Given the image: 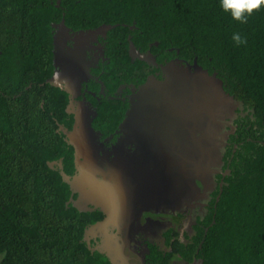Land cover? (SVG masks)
I'll return each instance as SVG.
<instances>
[{
    "label": "trees",
    "instance_id": "16d2710c",
    "mask_svg": "<svg viewBox=\"0 0 264 264\" xmlns=\"http://www.w3.org/2000/svg\"><path fill=\"white\" fill-rule=\"evenodd\" d=\"M55 4L56 0H0L1 15L14 29L9 32L16 34L8 39L10 48L18 54V49L27 47L25 61L30 68L45 51L51 55V21L63 16L75 28L116 23L109 30L116 46L113 53L122 46L119 41L125 47L127 34L144 47L158 41L153 51L168 57L174 53L189 62L196 57L200 66L217 72L228 93L242 101L248 112L235 121L237 128L229 136L231 143L222 158L229 173L212 202L200 250L202 264H264V7L241 23L220 8L219 0H60L58 7ZM133 22L134 30L129 29ZM233 32L245 37L246 43L235 44ZM170 47L173 50L167 51ZM118 56L130 66L128 59L123 60L126 53ZM114 115L99 109L98 116L110 123ZM42 133L39 140L24 137L13 143L5 136L0 142V264H105L106 258L91 252L82 240L89 214L66 205L69 186L47 164L62 155L70 165L71 154L65 145L56 153L60 149L56 140L43 138Z\"/></svg>",
    "mask_w": 264,
    "mask_h": 264
},
{
    "label": "flooded vegetation",
    "instance_id": "af4514ba",
    "mask_svg": "<svg viewBox=\"0 0 264 264\" xmlns=\"http://www.w3.org/2000/svg\"><path fill=\"white\" fill-rule=\"evenodd\" d=\"M59 3L60 0H56L55 5L58 7ZM106 24L75 28L66 24L63 16L51 21V55L45 51L43 58L31 69L25 61L29 56L27 47L18 49V54L11 50L8 39L16 38V34L9 32L10 28L13 29L11 23L3 19L0 12V142L5 136H10L13 143L22 141L24 137L25 141L39 140L43 131V138L49 137L58 143L60 149L56 148V153L61 152L65 145L71 154L70 165L62 155L47 161V164L51 162L48 166L60 176L61 171L70 176L77 171L76 150L65 130L72 129L75 121L73 111L79 102H84L96 112L90 115L91 127L96 133L95 142L100 155L108 153L110 159L125 157L135 150L136 141L139 142L130 139L122 126L128 109L138 96L139 87L149 76L163 80L162 66L172 59L179 60L181 65L191 64L194 60L189 62L174 53L173 57H168V54L162 56L151 48L158 45V41L148 42L144 47L132 41V34L126 35L125 47L121 40L122 46L113 53L116 46L109 30L117 24H110L113 25L110 28L102 27ZM129 29H135L134 22ZM19 31L23 32L22 29ZM131 42L140 54L151 55V62L131 55ZM172 50L171 47L167 49ZM121 51L126 53L123 60L128 59L130 66L118 59L122 57L118 56ZM52 78L56 79L54 83ZM101 107L115 114L111 117L112 123L106 118H109L108 114L103 119L98 116ZM247 112L245 108L236 110L232 119L236 128L238 124L235 121ZM140 123L137 124L141 128L145 127ZM171 128L172 123H163L162 129L167 131L166 134L170 135ZM228 139L223 154L231 143ZM235 147L236 143H233L232 151ZM227 164L223 162L222 173L214 175L213 184L206 190L197 181L199 193L187 195L180 201L160 198L155 204L145 203L144 200H150L148 196L140 193L136 197L134 192H129L126 211L111 223L114 227L110 232L116 252H111L109 257L105 255L106 251L100 253L96 249L105 241L101 234L89 237L87 243L83 230L82 240L91 252L96 251L106 258L105 264H202L201 244L212 202L218 199L223 178L229 173H225L229 171ZM76 196L74 193L73 198ZM79 212L89 214L85 216V227L108 216L92 204ZM92 218L94 220L89 221ZM105 249L109 250L108 247Z\"/></svg>",
    "mask_w": 264,
    "mask_h": 264
},
{
    "label": "water",
    "instance_id": "95a60500",
    "mask_svg": "<svg viewBox=\"0 0 264 264\" xmlns=\"http://www.w3.org/2000/svg\"><path fill=\"white\" fill-rule=\"evenodd\" d=\"M129 51L151 62V55L140 54L132 42ZM162 71L163 80L149 76L139 87L138 96L123 119L129 138L139 140L131 154L119 159H110L108 153L100 155L91 127L90 115L96 112L84 102H79L73 111L72 129L65 130L76 150L77 170L73 176L61 171L62 180L70 189L66 205L70 203L84 211L92 204L108 215L85 227L83 236L87 243L89 237L98 233L104 236L103 245L96 249L100 253L106 251L108 257L116 252L111 223L126 211L130 193L136 197L142 193L150 199L145 203L155 204L161 199L180 201L187 195H197V181L205 190L213 184L214 175L222 173L224 146L236 128L232 119L236 110L242 109V101L224 89L217 72L210 73L200 66L196 57L187 65L172 59L162 66ZM55 80L52 78L51 82ZM140 122L145 127L137 124ZM163 123H172L170 135L162 129ZM48 164L51 166V162Z\"/></svg>",
    "mask_w": 264,
    "mask_h": 264
},
{
    "label": "clouds",
    "instance_id": "9594fccd",
    "mask_svg": "<svg viewBox=\"0 0 264 264\" xmlns=\"http://www.w3.org/2000/svg\"><path fill=\"white\" fill-rule=\"evenodd\" d=\"M219 4L220 8L228 13L233 20L244 23L254 10L264 7V0H219ZM232 40L237 45L246 43L245 37L239 32H233Z\"/></svg>",
    "mask_w": 264,
    "mask_h": 264
},
{
    "label": "rangeland",
    "instance_id": "374dc122",
    "mask_svg": "<svg viewBox=\"0 0 264 264\" xmlns=\"http://www.w3.org/2000/svg\"><path fill=\"white\" fill-rule=\"evenodd\" d=\"M236 114V113H235ZM232 123V122H231ZM224 129H228V126H224Z\"/></svg>",
    "mask_w": 264,
    "mask_h": 264
}]
</instances>
